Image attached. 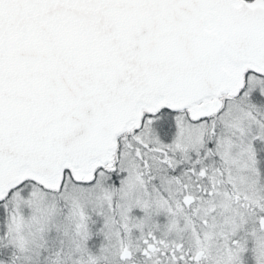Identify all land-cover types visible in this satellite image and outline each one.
I'll return each mask as SVG.
<instances>
[{"label": "snow or ice", "instance_id": "6c2138e0", "mask_svg": "<svg viewBox=\"0 0 264 264\" xmlns=\"http://www.w3.org/2000/svg\"><path fill=\"white\" fill-rule=\"evenodd\" d=\"M0 264H264V0H0Z\"/></svg>", "mask_w": 264, "mask_h": 264}]
</instances>
